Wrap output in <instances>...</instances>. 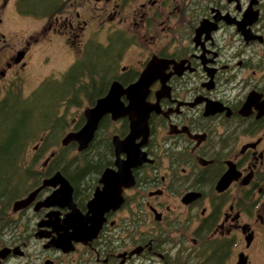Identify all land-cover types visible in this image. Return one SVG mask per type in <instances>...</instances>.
I'll return each instance as SVG.
<instances>
[{
    "label": "flooded vegetation",
    "instance_id": "1",
    "mask_svg": "<svg viewBox=\"0 0 264 264\" xmlns=\"http://www.w3.org/2000/svg\"><path fill=\"white\" fill-rule=\"evenodd\" d=\"M51 2L48 15L39 17L80 54L59 77L40 83L70 82L87 99L63 137L85 125V111L112 84L127 88L145 70L141 117L147 115V127L142 121L130 146H117L130 134V118L114 119L109 112L85 149L74 141L62 145L61 139L63 172L47 170L52 150L40 166L45 175L28 193L60 171L74 208L37 205L53 186L39 190L29 205L11 208V228L0 237V250L9 251L0 264H264V0ZM80 7L88 8L87 16ZM105 17L132 26L110 27L105 42L89 36L96 33L93 27L85 37L87 22ZM110 38L119 53L109 71L92 79L87 97V80L81 71L72 73L88 41L107 44ZM26 49L2 63L0 81L8 80V70L14 81L15 66L26 65ZM129 49L137 58L123 64ZM12 93L17 92L1 95L0 102ZM119 101L129 103L125 94ZM95 198L99 203L90 208ZM53 212L69 238L64 249L52 244L57 234L47 221ZM98 217L94 237L72 235L73 227H89Z\"/></svg>",
    "mask_w": 264,
    "mask_h": 264
},
{
    "label": "trees",
    "instance_id": "2",
    "mask_svg": "<svg viewBox=\"0 0 264 264\" xmlns=\"http://www.w3.org/2000/svg\"><path fill=\"white\" fill-rule=\"evenodd\" d=\"M51 4V0H18L17 10L21 14L45 16L52 8L48 7ZM57 5L63 4L57 3ZM110 41L111 38L107 44L88 41L81 55L82 59L76 64L77 72L72 73L74 77L79 76V71L82 72V80H87L85 81L87 97H91L92 79L99 73L103 75L104 72L109 71L113 67L115 55L119 53L120 47L112 46ZM42 98L53 101L49 106L52 111L45 116V119L35 117V113L31 111V104ZM84 99L87 101L86 98ZM85 100L80 99L77 85L70 82L48 81L42 83L27 97L17 92L0 102V237L3 232L11 228L7 225L12 223L9 214L13 202L27 194L45 175L43 173L45 170H34L35 166L40 168L34 157L39 160L45 150L54 147L56 152L47 170L63 172L60 161L64 157V150L59 147L60 135H54L59 130L53 132L55 126L59 125L58 121L67 116L64 110L60 112L59 105L65 101L62 105L64 108L68 105L80 106ZM49 138H55L56 141ZM33 141L34 144L37 143L38 149L34 157H28L26 148Z\"/></svg>",
    "mask_w": 264,
    "mask_h": 264
},
{
    "label": "rangeland",
    "instance_id": "3",
    "mask_svg": "<svg viewBox=\"0 0 264 264\" xmlns=\"http://www.w3.org/2000/svg\"><path fill=\"white\" fill-rule=\"evenodd\" d=\"M84 3V2H82ZM81 3V5H82ZM100 6V5H98ZM87 10V11H86ZM90 10V9H89ZM81 16H87L88 8L84 9L79 8ZM96 19V18H95ZM88 21L86 30L84 31L85 37L89 33L91 27L96 31L92 36L102 42H105V37L108 31L119 25L118 21H115L114 24H111V21L108 20V17L105 19L95 21ZM95 21V22H94ZM48 20L42 17H35L31 15H20L16 10V0H0V70L2 69V63L7 60L12 55L15 56L17 51L27 48L25 55L26 65L23 69H19L18 66H15L14 69H17L18 76L14 79L13 82H9V76L13 75V70H8L6 72L8 80L2 79L0 81V96L6 95L9 92L15 91L21 93V95L28 96L31 92L35 91L40 85L41 81L47 77H59L60 74L70 65L72 60L80 54L76 55L74 47H70L68 43H65L63 36L59 34L52 33L51 30L47 28ZM121 26L131 27V22L120 24ZM111 27V28H110ZM118 27V26H116ZM3 34V36L1 35ZM89 38V37H88ZM35 39H38L35 41ZM72 38H70V41ZM137 57L132 50H127L123 64H129L133 62ZM100 65V63H99ZM1 77V76H0ZM11 78V76H10ZM10 84L9 86H7ZM4 86L7 87L4 88ZM87 90H89L87 88ZM86 101V100H85ZM60 108V112L64 110L65 118L59 120V125L55 126L53 132L58 131L54 135H60L58 141L62 139L65 131H67L71 124H73L78 117L79 113L82 111V106L77 105H68L67 108ZM53 104V101L35 100L31 104V111L35 113V117L40 119H45V116L52 111L49 107ZM59 112V109L57 113ZM59 116V114H58ZM34 129H36L34 127ZM1 132V131H0ZM49 140L56 141L55 138H49ZM35 141L31 144H28L26 150L28 157H32L34 152ZM60 145V144H59ZM55 148H49L45 150L44 154L39 160L38 167L41 166L48 153ZM74 154L73 151L69 155ZM35 166V165H34ZM34 170L43 171L40 168H34ZM12 210L10 209V212ZM10 215V214H9Z\"/></svg>",
    "mask_w": 264,
    "mask_h": 264
},
{
    "label": "water",
    "instance_id": "4",
    "mask_svg": "<svg viewBox=\"0 0 264 264\" xmlns=\"http://www.w3.org/2000/svg\"><path fill=\"white\" fill-rule=\"evenodd\" d=\"M21 56L22 53L21 52L18 53L16 57V61L20 60ZM146 76H147V71L145 70L143 71L139 80L136 83L128 86L127 88H122L118 83L112 84L108 95L100 99L94 107L88 108L85 111V117H86L85 125L77 131H72L67 133L62 138L61 144L65 145L68 142L74 141L78 144V150L85 149L88 143L93 138L94 132L97 128L100 118L105 113L110 112L114 119L124 115L129 116L131 131L130 134L128 135V138L121 142L116 141L115 143L117 146H126V144L130 146L133 137L136 135L137 130L140 128V125H142L141 123L142 121L144 122V127H147L146 125L147 115L144 116L143 118L141 117V114L144 112V109L141 106L142 104H144L143 99L146 96V91L148 89V83H149ZM121 94H125L129 99V103L127 106H124L119 101V97ZM146 133L147 130L145 128L144 134L146 135ZM124 149L127 151L128 157L131 159L132 151L127 149L126 147ZM45 186H53L57 188L49 196H47V198L43 202H40L37 205L47 206V207L48 206L61 207L63 205H68L74 208V204L72 203V198H71V186L66 180V178L61 174V172L57 171L51 177L44 179L41 186L28 193L26 197L14 201L12 204V210L16 211L22 207L29 205L34 199L37 192ZM97 203H99L98 199L95 198L88 203V206L90 208H93L95 205H97ZM74 212L76 213H73L72 215H76V214L78 216L80 215L79 212L77 211ZM48 217L49 219L47 222L52 226L53 230L55 229L57 234V236L53 238L52 244L55 247L64 249V247H66V245L69 242V238L67 237L66 233L65 234L63 233L64 231L62 229V225H60L59 222L57 221L58 217L56 216V213L54 212L51 214L49 213ZM100 224H101V217H98L97 221L96 219L92 220L91 225L89 227L88 226L84 227V224L81 223L80 225L73 227L72 235H75V237L80 238L82 237V235L87 234L89 238H92L96 235L100 227ZM76 235H81V236H76ZM8 251H9L8 248L1 249L0 257H3Z\"/></svg>",
    "mask_w": 264,
    "mask_h": 264
}]
</instances>
